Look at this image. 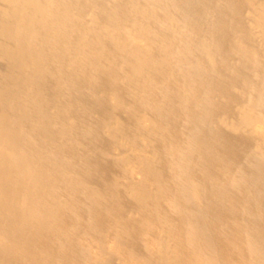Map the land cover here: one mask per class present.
Instances as JSON below:
<instances>
[{"label": "bare ground", "instance_id": "1", "mask_svg": "<svg viewBox=\"0 0 264 264\" xmlns=\"http://www.w3.org/2000/svg\"><path fill=\"white\" fill-rule=\"evenodd\" d=\"M0 264H264V0H0Z\"/></svg>", "mask_w": 264, "mask_h": 264}]
</instances>
